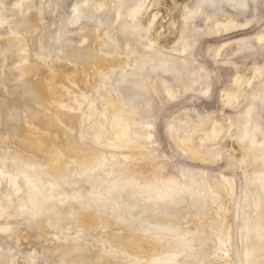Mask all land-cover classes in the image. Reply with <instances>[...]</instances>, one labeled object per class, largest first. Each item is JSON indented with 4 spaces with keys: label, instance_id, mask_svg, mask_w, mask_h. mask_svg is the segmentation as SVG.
Segmentation results:
<instances>
[{
    "label": "rangeland",
    "instance_id": "rangeland-1",
    "mask_svg": "<svg viewBox=\"0 0 264 264\" xmlns=\"http://www.w3.org/2000/svg\"><path fill=\"white\" fill-rule=\"evenodd\" d=\"M17 1L0 0V264H60L64 253L66 264H144L146 257L177 250L174 232L161 238L147 233L156 244L136 249L141 219L129 218L130 224L107 206L96 209L95 222L83 223L80 213L93 210L91 201L84 205L86 197L52 208L28 200L23 171L41 175L44 186L75 180L73 188L61 186L55 193L87 195L94 188L87 179L105 175L103 170L119 161L128 167L121 175L132 174L141 185L166 177L186 181L204 170L217 195L213 203L199 209L170 204L148 223L183 230L193 264H264L260 235L250 237L245 253L241 219L245 214L249 225L264 223V185L255 180L264 173V147L240 139L250 101L264 89V70L259 72L264 0H247L244 9L232 0H56L57 6L51 0H24L31 7L24 11L13 7ZM75 7L84 15L69 24ZM55 36H60L57 42ZM151 56L183 57L189 65L177 78L162 68L153 70ZM136 62L151 78L146 91L117 81L121 70ZM113 90L125 100L117 110H125L129 129L143 133L142 143L135 142L134 133L119 145L95 143V131L108 134L113 120L99 124L98 110L105 106L101 93ZM261 107L259 141L264 138V102ZM186 138L196 154L185 149ZM102 152L106 162L99 169L95 153ZM83 166L91 175L78 174ZM180 169L188 176L181 177ZM221 176L230 178V185L223 186ZM217 212L232 221L224 246L211 229L200 230L195 217L207 220ZM189 253H181L174 264H183Z\"/></svg>",
    "mask_w": 264,
    "mask_h": 264
},
{
    "label": "bare ground",
    "instance_id": "bare-ground-1",
    "mask_svg": "<svg viewBox=\"0 0 264 264\" xmlns=\"http://www.w3.org/2000/svg\"><path fill=\"white\" fill-rule=\"evenodd\" d=\"M51 1L56 6L58 5V2L56 0H51ZM210 1L212 2V0H210ZM232 1L237 6H239L240 8H243V9L245 8L246 2H247V0H232ZM35 5H37V4H35ZM24 6L28 7L27 10L31 8L30 3L28 5V2L25 3L24 0H19L13 4V7L16 8L17 10H20V11H24ZM11 7H12V5H11ZM118 12H119V10H118ZM41 13H43L42 10H41ZM72 13H74V16L71 17L69 15L67 18V22L69 24L70 23L72 24V22H75L82 15H84L83 14L84 10L78 9V7H75V8H73L71 15H72ZM59 37L60 36H57V37L55 36L53 38V39H55V42H57L59 40ZM259 38L261 39L262 36H259ZM19 41L21 44H23L24 43V37H20ZM151 60H154V63L152 64L153 70H156L157 68L158 69L162 68L163 69L162 71L168 72L173 77H177V78L178 77L181 78L183 76L182 74H183V71H185V70H181V69H186L187 66L189 65V61H187L183 57H176L175 60L168 61L166 59V57L160 59L158 57L151 56L149 61H151ZM147 62H148L147 60H144L145 65L147 64ZM165 62H166V64L168 63V67H165V65H164ZM143 67H144L143 65L140 66V63L136 62L135 64L132 65L131 69L128 68L129 70H124V69L121 70L120 77L117 79L118 83L120 84V83L128 82L131 86H133V88L134 87L137 88V90H139L140 92L146 91V89L148 88V84L151 83L150 82L151 78H150L149 74L146 72V68L143 69ZM262 70H264V66L259 68V72L261 73ZM21 71L24 72L23 68ZM162 82H163V89H165L166 92H169L166 89L168 82L165 79ZM116 88H118V87H116ZM116 88H115V90H116ZM51 89H53V88H51ZM120 95H121L120 91L119 92L117 91L116 93H114V90L112 92L107 91L106 93H104V92L101 93L100 98L102 100L103 105H105V106L100 110V112L98 110V113L101 117L99 124L101 126H103L105 123L108 122L109 119L112 118L113 119L112 121H114L116 123V125L114 126L112 121H110L111 122L110 128H109V130H107L108 134H105L104 132L96 130L94 133V140H95V143H97V144H102L105 146H112V145L115 146V144H118V143L128 142V141L130 142L132 133L138 135V137H139L135 141L136 143L140 144L143 142L142 137H141V136H143L142 132L133 131L132 129L128 128L129 127V117L128 118L125 117V114L123 113L125 110H123V111L117 110L118 108L116 106L124 105L123 101H125L122 99V97ZM55 98H57V96ZM133 99H134V97L130 98L129 101H127V102H132ZM254 100L257 101L259 106L254 103ZM262 102H264V89L260 93L253 95L252 100L250 101V104H249L247 111H246L247 116L242 123V127L240 128L241 129L240 139L246 138L251 145L262 143L263 147H264V138L260 141L256 139V136L258 134L262 133V131H263V126L261 125V123L259 121L260 114L263 111V109L261 107ZM129 104H131V103H129ZM145 104H146L145 106L149 105L148 102H146ZM89 106H91V105H89ZM131 110H132V108H131ZM136 127H138V126H136ZM44 139H46V138H44ZM44 139H42V142L45 145ZM120 141H122V142H120ZM46 146H47V142H46ZM184 147H185V149H187L189 152H191L193 154H196V152H197V149L195 148V146L192 143H190L189 139H187V138L184 140ZM48 148H50V146ZM48 148H46V149H48ZM105 153L104 152H102L100 154L95 153V160H96L95 165L96 166L98 165L99 169L102 168L103 165H105V162H106ZM59 156H61V153ZM121 158H122V156H121ZM141 159H142V157H141ZM125 160H128V156H125ZM263 160H264V154H263ZM75 162H79V161H75ZM79 163H80V165L82 164V162H79ZM127 168L123 163H121L119 161V162H116L114 164L113 163L110 164L108 170L104 169L103 171H106L105 175H101V174H97V173L93 174L92 175L93 179H87V180H89V181L91 180L90 182L92 183V186L94 188L89 190L87 192V195H81V194L72 195L71 193L64 192V191H62V192L58 191L57 193H55L57 191L56 189L58 187H61V186H65L66 189L73 188L72 186H75L76 183H78L75 180L74 181H65L64 183H61V182L58 183V181H57L56 183L54 182L51 186H46V185L44 186V184H43L44 181H41L42 176L39 175L38 173H36V174L34 173V175L30 174L27 171H23V173L25 174L24 176L26 178L27 186L29 187L28 194H27L29 197L28 200L31 201L32 206L33 205L34 206L40 205V206H44V208L45 207L50 208L49 206H51V208H52V207H55L54 205L57 204L58 202H62V201L71 202V199H78V198L80 199L81 197H86L87 201L84 202V205L90 204V201H91V206H93V210L92 211L85 210V211L80 213L79 216H80V218H83V223L90 222L89 219H93V222H95L94 216H96V215H94L93 213L96 211V209L98 207L100 208V207H104V206H107L108 209H110V211L113 214H115L119 219H121L123 221L125 220V221L130 223L131 220L129 221V218L141 219L142 225H141V223H140V225H141V230H142L141 232L143 234L140 235V237H139L140 239H138V242L135 244L136 249L144 248L145 244H149L150 246H154L156 244V241L154 240V238H151L149 234L157 235V236L159 235L161 238L162 235L164 236L165 234H171L174 232L173 236L175 237V240L178 241L180 244V246L177 250L170 252L167 255H162V253H160L161 255L146 257V259L144 261V264H174L175 262L178 261V256L181 253H184V254L189 253L188 243L184 239L186 237L184 234H186V233H184L183 230H182V232L181 231L179 232L178 231L179 228L177 226H175V227L170 226L167 223H162L159 225L158 224L150 225L148 223V220L152 219L157 214L166 213L165 211H167L168 206H170V204L176 205L178 203L184 202L187 205H193V206L197 207L196 209L202 208L206 203H209V202L213 203L215 201L214 197L217 196V195H215V190L213 191L212 185L209 182L210 180L206 179L204 170H199L198 172H192L191 174L189 173L190 175L188 176L187 171H185L184 169H180L179 172L181 174V177L188 176V179L186 181L175 179L173 177H169V178L166 177V178H164L158 182L143 183L142 184L143 188H141L142 185L137 182L135 177L131 176L132 174L131 175H121L123 173V170H125ZM83 172H85L86 175H91L92 170L90 168L83 166L80 169V171H78V174L80 175ZM255 177H256V175H255ZM84 180H86V179H84ZM222 180H223V186L230 185V178L222 177ZM255 180L261 181V184L264 185V173L261 174L259 177H256ZM81 181H83V180H81ZM40 185H41V187L45 188L46 191L48 188L49 192L48 191L44 192L43 191L44 189L41 190ZM138 193H140V196H137ZM52 195H54V196H52ZM54 199H55V201H53ZM81 201H83V200H81ZM260 201H261V199H260ZM77 203H78V201H77ZM38 206H36V207H38ZM184 208H185V206H184ZM203 209H205V207ZM31 211H37V209L35 210V208L33 207L31 209ZM69 211H72L71 207H70ZM177 211H178V209H177ZM141 212H142V214L140 215ZM197 213L195 214V217L198 218V221L200 220L199 226L202 228L200 230L208 229V228L211 229L215 235V238H217L218 244H220V245L223 244V246H224L225 245L224 243L229 240V227H230V224H232V223H230L232 221L229 222L228 220H226L225 215L222 212H220V213L217 212V214H218L217 217H214V215H213V217L212 216L207 217L206 218L207 220H205V218L203 216L198 215ZM85 218L87 220H84ZM180 219H182V218L180 217ZM241 219L243 220V223L242 222L241 223L243 224V226L246 227L244 235H243V240H244V244H245L244 250H245V253H247L249 250V247L251 246L248 243V240H250V237L254 233H256V235H260V237H262V239H264V223L255 222V224L249 225L247 222V216L245 214H243ZM135 221H137V220H135ZM137 223H139V221ZM139 226H136V228L137 227L139 228ZM147 233H149V234H147ZM165 237H163V238H165ZM149 238H151V239H149ZM212 241H213V239H212ZM206 245L207 244H205V246ZM172 246H174V245H172ZM230 246H231V244H230ZM227 249H228V247H227ZM139 251H141V250H139ZM223 252H224V250H223ZM67 255H68L67 253L62 254L60 264H66ZM184 257H186V256H184ZM188 258L189 259L187 261L183 262V264H193L196 261V260H194L195 256L192 253H189ZM247 259H249V258H247Z\"/></svg>",
    "mask_w": 264,
    "mask_h": 264
}]
</instances>
